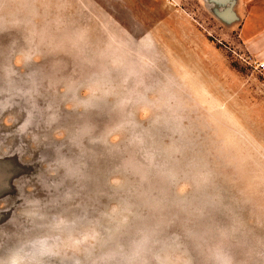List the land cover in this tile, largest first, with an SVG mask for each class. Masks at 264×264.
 <instances>
[{
    "label": "rangeland",
    "instance_id": "374dc122",
    "mask_svg": "<svg viewBox=\"0 0 264 264\" xmlns=\"http://www.w3.org/2000/svg\"><path fill=\"white\" fill-rule=\"evenodd\" d=\"M236 1L0 0V264H264Z\"/></svg>",
    "mask_w": 264,
    "mask_h": 264
},
{
    "label": "crops",
    "instance_id": "0c3cea01",
    "mask_svg": "<svg viewBox=\"0 0 264 264\" xmlns=\"http://www.w3.org/2000/svg\"><path fill=\"white\" fill-rule=\"evenodd\" d=\"M208 1L214 4L215 10H221L220 19L223 23L234 22L229 10L231 0ZM247 2L251 3L248 7ZM235 3L237 17L240 19L241 45L254 60L264 63V0H237ZM237 17L236 20H238Z\"/></svg>",
    "mask_w": 264,
    "mask_h": 264
},
{
    "label": "built area",
    "instance_id": "2783aa9c",
    "mask_svg": "<svg viewBox=\"0 0 264 264\" xmlns=\"http://www.w3.org/2000/svg\"><path fill=\"white\" fill-rule=\"evenodd\" d=\"M246 62L252 66L254 69L258 70L259 72H264V63L256 61L252 59L251 57L247 58Z\"/></svg>",
    "mask_w": 264,
    "mask_h": 264
}]
</instances>
